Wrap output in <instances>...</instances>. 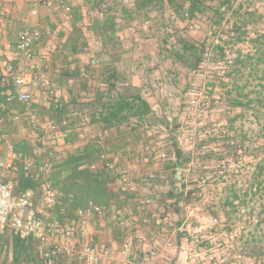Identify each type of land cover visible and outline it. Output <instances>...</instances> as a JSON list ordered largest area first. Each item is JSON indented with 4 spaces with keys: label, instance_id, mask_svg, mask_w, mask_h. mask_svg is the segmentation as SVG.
<instances>
[{
    "label": "rangeland",
    "instance_id": "1",
    "mask_svg": "<svg viewBox=\"0 0 264 264\" xmlns=\"http://www.w3.org/2000/svg\"><path fill=\"white\" fill-rule=\"evenodd\" d=\"M133 1L107 0L103 7L97 0H77L83 14L77 28H73V18L69 19L66 13L65 23L57 30L61 34L50 30L51 34L44 36L39 47L48 56V77L58 86L59 94L66 95L70 110L89 112L84 104L102 88L97 84L104 75V67L113 60L119 72L118 90L127 95L141 91L154 110L146 117L143 127L133 130L123 126L120 135L113 129L103 132L98 123H79L75 127L76 135L58 137L52 155L38 157L55 165L93 141L100 144L113 163V169H108L113 178L110 187L118 196L113 206L129 209L131 213L121 223L87 209L84 219L90 235L83 238L76 234L71 242L76 241L77 246L104 245L106 255L96 264H264V183L259 192L257 184L251 189L258 164L264 159V106L252 94L250 98L254 101L250 105L232 108L222 97L227 91L219 78L228 83L230 78L226 74L234 68L236 56L255 53L250 39L258 32L264 33V0H236L235 7L243 6L240 13H227L222 29L216 34L209 28L208 11L183 19L176 8L166 5L163 12L153 10L145 15L134 10ZM205 1L216 6L219 0ZM102 7L103 14H99ZM250 12L256 15L249 16ZM111 13L117 18L119 37L117 44L104 46L90 27L95 20H103ZM244 18L254 19L247 27L249 36L243 42L232 43V26ZM15 23L11 25V38L23 27L31 26V23L24 26L22 19ZM178 35L223 43L226 56L219 61V55L213 59L210 54L199 69L187 70L168 57L170 45ZM73 44L78 45V52H73ZM49 45L55 49H48ZM4 61H10L8 55ZM77 66L81 74L74 75L70 82L63 70L71 71ZM208 82L216 85L212 93ZM256 83L253 80L250 87ZM41 92L42 89H35L34 98H39ZM13 111L21 112L18 108ZM48 111V106L38 102L28 113L21 112L20 120L12 116L0 118V132L7 136L0 143V158L19 161L11 147L20 137L44 139L47 134L42 135L38 124L44 122L41 120ZM131 120L130 125L135 126L137 119ZM191 132H196L194 138ZM222 134L230 135L234 140L231 144L239 148L238 153L229 150ZM173 135H177L178 146L193 155L177 174L165 168L176 158ZM203 140L207 142L198 149ZM148 145L165 152V156L155 157ZM209 151L216 152V156L200 157ZM220 155L223 157L218 159ZM102 165L100 162L99 166ZM121 173L127 175V181H122ZM12 175L8 170H0V179ZM172 184L178 189L183 186L187 191L199 190L183 202L181 213L164 203L165 192ZM131 187L134 189L130 190ZM230 187L238 190L241 197L234 205H228L226 214L219 206L231 194ZM39 196L37 191L36 201ZM45 210L47 220L58 221L56 207ZM180 219L182 224L178 225ZM110 235L116 243L115 256L107 238ZM0 253L4 260L5 252ZM58 260L60 264H95L65 253ZM2 264L13 263L9 259Z\"/></svg>",
    "mask_w": 264,
    "mask_h": 264
},
{
    "label": "trees",
    "instance_id": "2",
    "mask_svg": "<svg viewBox=\"0 0 264 264\" xmlns=\"http://www.w3.org/2000/svg\"><path fill=\"white\" fill-rule=\"evenodd\" d=\"M103 5L107 0H97ZM236 0H219L216 6H211L205 0H134V10L139 13L147 15L150 11L158 10L163 12L166 5L176 8L182 18H194L198 14L207 13L210 21L209 28L214 30L215 34L223 27V21L227 17V13L239 14L240 9L243 7L241 4L235 7ZM131 11V10H128ZM249 16L256 15L255 12L248 13ZM74 21L81 19L80 14L77 11L73 12ZM240 24L235 22L232 26L231 39L232 43H240L245 41L249 36L247 27L252 20H240ZM73 28H77L73 25ZM96 37L100 38L102 44L107 46L111 43L117 44L119 37L117 18L114 14H107L103 20H95L90 27ZM208 38L202 41L190 38L188 36L178 35L174 38V44L170 45L168 51V57L172 58L175 63L183 65L187 70L193 71L199 69L207 56L210 54V58L224 59L226 56V48L223 43H209ZM230 41V40H229ZM250 41L254 43L255 53L247 56L237 55L234 61V68L229 70L226 77H229V82H225L223 77L220 78L221 85L226 88V95L222 97L230 103L232 108L245 107L250 105L252 98L250 96L255 94L256 100L260 106H264V33L258 32L256 37L251 38ZM86 44V43H84ZM73 52H78V45L73 44ZM108 62L104 67V75L100 78L102 88H100L93 98L84 105L89 107V112L86 113L83 109H76L75 112L81 113V118L87 116L90 123H98L103 132L114 130L116 134H121V128H131L133 130L143 127L144 121L148 115L153 113V107L149 100L141 93L136 91L133 94H125V92L118 90L119 85V72L117 68ZM63 74L66 78H72L74 75L81 74V68L76 67L74 70L65 68ZM253 80H257L254 87H250V83ZM211 86L209 93L215 88V84L208 82ZM3 88L0 86V118L3 116L8 119H12L15 114L13 113L16 104H5V97L1 94ZM248 99V101H244ZM76 101V100H74ZM20 105L21 104H17ZM36 103H33L28 108V111L33 110L36 107ZM25 107L21 106V110ZM48 115L44 116L41 121L55 120L61 123L69 118L71 131L67 133L68 126L62 125L61 130L66 133L65 137L76 135L75 127L79 125V120H72V112L66 104L61 100L59 105L52 103L48 107ZM23 112V111H22ZM80 117V116H79ZM132 118L137 119L135 126L130 125ZM88 122V123H89ZM43 124V123H42ZM41 124H38L40 126ZM138 127V128H136ZM42 135H45V131L38 127ZM175 131V128H174ZM0 134H5L0 132ZM6 135V134H5ZM43 135V136H44ZM174 144L176 145V158L173 161L168 162L165 165L166 169L172 170L173 174L181 169H184L188 163L192 160L193 155L191 153L184 152L177 144V135L172 136ZM222 138L226 140V146L229 150L238 153V146H233L231 142L232 138L228 134H222ZM207 140H203L199 143L201 149ZM122 149L126 146H121ZM13 151L15 156L19 158V169L13 173L12 177L15 181V193H35L41 191V178L34 177L31 174H27L23 170V162L27 158H36L34 155V143L30 140L18 139L14 142ZM103 149L97 142L88 141L82 145L77 152L68 154L62 158L58 164L54 165L53 180L54 185L59 191L61 203L56 206L58 212V221L64 223L66 220L78 219V211L86 210L90 204L107 205L111 206V202L118 198L115 190L110 187L112 177H110L108 168L99 166L101 162V155ZM216 152L209 151L207 154L200 156L203 159H210L215 157ZM199 156V152L197 154ZM223 156H218L221 159ZM95 166V167H94ZM258 174L255 175L254 181L251 185V189L254 185H258V192L263 187L264 183V159L258 164ZM6 179V178H5ZM230 193L224 204H220L219 207L228 214V205H234L235 200L240 199L238 190H234L230 187ZM199 191V190H198ZM196 190H185V187L173 185L169 187L165 192V206L175 207L178 213H181V205L186 201L187 197L196 195ZM247 195V194H246ZM118 201V200H117ZM216 215V213H215ZM182 224V219L177 223ZM181 235V234H180ZM0 252H5L4 260H1L0 264L6 263V260H11L13 264H60L59 256L46 255L47 251H41L39 248V241L34 237H25L20 234L11 233L8 230L0 232ZM1 254V253H0Z\"/></svg>",
    "mask_w": 264,
    "mask_h": 264
},
{
    "label": "built area",
    "instance_id": "3",
    "mask_svg": "<svg viewBox=\"0 0 264 264\" xmlns=\"http://www.w3.org/2000/svg\"><path fill=\"white\" fill-rule=\"evenodd\" d=\"M4 0H0L1 2ZM127 1V0H123ZM60 4L66 12H71L73 6L67 0H60ZM106 3L103 4V7ZM98 11L103 14L104 8ZM38 11L33 9L32 16ZM51 34L38 27H27L20 31L18 39L14 44H7L6 49L13 57L6 62L3 71L0 73V86L3 88L2 95L5 97V104L19 103L28 109L34 100V90L42 89L43 100L46 103L59 105V90L48 77V57L39 47L45 35ZM81 113L74 112L72 120H80L81 124L89 122V118ZM22 114L15 113L14 119L20 120ZM80 116V117H79ZM70 119H65L61 125L55 120L41 124L46 137L34 138V155L36 158H27L22 166L27 174L41 178V191L39 200L36 201L33 193L16 194L15 181L12 178L0 179V232L5 230L11 233L20 234L25 237H34L39 241L41 251H47L46 255L58 256L61 253L76 255L80 260L90 263H98L106 255L104 245L71 242L74 236L80 235L86 238L90 235V228L84 219V214L91 210L97 214L109 216L118 222H126V214L131 213L129 209H116L115 206L90 204L86 210H79V218L71 222L60 223L46 219V208L56 207L61 203L59 191L54 185L53 171L54 163L49 159L39 160L42 155H52L55 150V141L62 132L61 126H68L67 133L72 129ZM66 134V133H64ZM194 138L196 132H191ZM7 140L5 134H0V143ZM147 149L155 157H164L165 152L154 146H147ZM11 152L13 148L11 147ZM101 162L104 167L113 169V163L107 154L101 155ZM95 167V166H94ZM19 169L18 162L0 158V170H8L15 173ZM122 181H127V175L121 173ZM134 189L133 187L129 188ZM149 202V200H148ZM71 243V244H69ZM127 246V245H126Z\"/></svg>",
    "mask_w": 264,
    "mask_h": 264
},
{
    "label": "crops",
    "instance_id": "4",
    "mask_svg": "<svg viewBox=\"0 0 264 264\" xmlns=\"http://www.w3.org/2000/svg\"><path fill=\"white\" fill-rule=\"evenodd\" d=\"M76 1L77 0H67V2L73 6V9L71 12H66L64 10L62 5L60 4V0H4L3 2H1V6H0V73L3 71L4 65L7 62V61H4V57L6 58L8 55L10 60L12 59L11 58L12 54L10 52H8V50L6 49L7 44H14L18 39V35H19L20 31L27 28V27H23L22 29H20L18 32L15 33L14 38H11V30L10 29H11L12 23H15V22L17 23L19 20L22 19L24 22V26L27 25L28 23H31V26H30L31 28L38 27V28H41L43 31H50V30L54 31L55 30L57 32L56 35L61 34V31H57V30H60V28L62 27V24L65 23V22H63V20H66L68 17L66 13L69 14V19L73 18V25L74 24L79 25V22L74 21L73 12L77 11L80 14V16H82L83 14L81 11V7H79L78 4H76ZM33 9H36L38 11V14L36 16L31 15V11ZM81 20H83L82 17H81ZM63 29L65 30V28H63ZM62 35H64V34H62ZM66 37H67V34H66ZM55 38H57V37H55ZM51 43L52 42H50V44ZM47 48L48 49H50V48L55 49V47L54 48L50 47V45ZM49 80H50V78H49ZM69 81L72 82V79L70 78ZM52 83L55 84L54 82H52ZM97 85H98V87L103 86L101 81H99ZM57 88H58V86H57ZM58 90H59V88H58ZM39 95H41V96H39V98H34V100L31 104H33V103L37 104L39 102V103H43L49 107V105H51V104L44 102L42 92ZM59 100H61L68 107V104H67L68 100H67L66 95L64 93L59 94ZM15 104L16 105L13 107L21 110L22 105L21 106L17 105L18 103H15ZM22 111L24 113L29 112L28 109H24ZM71 111L75 112V110H71ZM47 122L48 121H44L43 123L46 124ZM40 126H38V127L40 128ZM61 135L66 136L63 132L60 133L59 137ZM20 139L30 140V141H32V143H34V138H28L27 136H24V137H20ZM15 158H17V157L15 156ZM113 203L114 202L112 201L111 202L112 206H113ZM107 238L109 239V241L111 243L110 249H111L112 255L115 256L116 250L114 247L116 246V243L114 241H112V240H114V237H112L110 235ZM130 257H133V256H130Z\"/></svg>",
    "mask_w": 264,
    "mask_h": 264
}]
</instances>
